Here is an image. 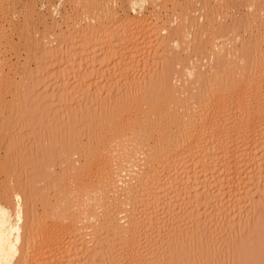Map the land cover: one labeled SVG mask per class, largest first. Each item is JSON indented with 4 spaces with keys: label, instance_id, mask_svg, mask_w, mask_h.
Masks as SVG:
<instances>
[{
    "label": "rangeland",
    "instance_id": "374dc122",
    "mask_svg": "<svg viewBox=\"0 0 264 264\" xmlns=\"http://www.w3.org/2000/svg\"><path fill=\"white\" fill-rule=\"evenodd\" d=\"M131 3L130 0H0V59L6 75L0 78V123L5 118L8 123L0 125V203L20 228L27 253H34L27 245L32 224L67 193V186L81 174L88 156L95 154L106 126L118 120L127 108V101H142L146 109L162 105L161 123L148 133V142L143 146L148 152L151 150L146 149L152 146V151L140 156L141 166L153 176L150 170L162 151L157 145L162 141V132L168 134L166 139H174L178 130L184 128L182 120L189 110L196 112L197 118L198 111L206 108L216 91H226L230 99L229 90L239 78L245 75L246 79L254 80L257 76L264 54V0H147L137 6V12L131 11ZM107 8L120 13L130 11L133 18L139 17L144 26L141 35H129L128 39L134 38L130 43L127 38L121 42L117 37L111 43L104 38L86 43L89 36L85 22L94 18L91 26L97 28ZM75 42L84 43L72 48ZM213 43L224 44L217 47L221 49H217L219 52H213ZM129 62L136 68L133 73L124 69ZM64 80H67L65 88L60 85ZM209 141V146H213L214 140ZM261 144L257 145L262 149H255L258 147L252 144L254 149L248 146L252 153L244 152L251 160L250 170H246V179L237 184L224 178L221 181L224 186H220L221 182L215 180L226 177V172L220 173L223 164L205 165L199 156H191L192 159L185 158L191 162L185 163L184 168H196L201 177L196 178L193 169V174L191 169H183L179 175L186 178L190 174L192 178L187 177L191 178L187 184L183 182L182 192L171 193L169 189L170 193L165 191L166 199L155 195L150 200L138 193L142 198L131 201L129 208L122 205L123 197H116L113 214L109 216L115 220L114 224L123 219L122 214L137 216L135 233L133 228L128 232L138 238L134 249L140 261L136 262L264 263V141ZM242 153L243 150L238 156L240 160ZM160 165H156L157 174L163 178L164 165ZM150 207L155 208L149 211ZM178 216L183 217L182 227L172 235L171 242L167 239L157 246L158 232L165 237ZM99 218L100 221H93L95 228L106 220ZM101 224L96 228L99 233L91 237L94 239L87 254L72 255V264H103L108 253L113 255L108 264H127L131 248L121 246L119 236ZM77 236L79 240L80 235ZM40 254L45 264H61L59 260L50 261L47 252ZM59 255L60 259L65 256Z\"/></svg>",
    "mask_w": 264,
    "mask_h": 264
},
{
    "label": "bare ground",
    "instance_id": "6f19581e",
    "mask_svg": "<svg viewBox=\"0 0 264 264\" xmlns=\"http://www.w3.org/2000/svg\"><path fill=\"white\" fill-rule=\"evenodd\" d=\"M135 1L137 4L134 2V0L132 1L130 0V3L132 2L131 3L132 6L130 9L131 11H135V12H137V6L140 7L143 4L147 3V0H146L145 3L142 1L143 4L139 5L140 2L139 1L137 2V0ZM108 9L109 8H107V10ZM110 11L108 10L105 13L103 12L104 19H102V21H99V25H98L99 28L91 26L92 19L94 18H92L91 20H88L87 17L85 16L86 19L88 20L85 22L86 25L88 26V27L85 26L88 29V32L86 31L87 33L86 35L87 37L89 36L88 40L85 39L86 43H88L89 40L91 42L92 41L94 42L102 38L108 40V43H111L114 41V39L116 40V37L121 42L123 41L126 42V40L124 39H126L129 35L130 37H132L131 35H134V34L136 35L138 34L137 37L141 35L140 33L142 32L141 30H142V27L144 26H143V23H141L143 21L139 17L133 18L135 16H132L130 11L129 12L123 11V13L122 12L120 13V11L118 10H114L111 12ZM99 19L101 20V18ZM114 27L116 28L115 31L117 33L113 30ZM99 29L100 31L97 32V30ZM114 33L117 35H115ZM132 39L134 40V38ZM129 40L131 39H128L127 43H130ZM133 40L131 41L133 42ZM78 44L80 43L75 42L71 44V47L72 48L76 47L78 46ZM220 44L222 46V44L224 43H220ZM220 44L218 43L219 46ZM135 45H136V42H135ZM173 45L175 44L172 43V46ZM158 46L160 47V44ZM219 46H217V44L214 45L213 43V46H212L213 52H215L217 49L221 50L217 48ZM218 50L216 52H219ZM262 57H263L262 58L263 61L260 65V68L258 69V72L256 74L257 76L254 80L246 79L245 75H243L241 78H239L240 80H238V82L236 81L237 83H235V86L233 87V89L229 90V88L231 87L227 89L229 90L228 95L232 94L230 95L231 96L230 99L226 95L227 93L225 94L226 91H224L223 93L216 91L214 93L215 96H213V98L210 99V102L208 100L209 104L207 105L204 104L206 105L205 106L206 108L203 109L204 107L203 108L201 107L202 109L198 111L197 118L195 117L196 112L189 110L188 116H186L182 120V124L184 128L182 127L183 129L180 128L181 130H178V133L176 132L177 135L176 137L174 136V139L172 138L166 139L167 138L166 136L168 134L166 132H162V136H161L162 141H160L157 144L162 148V151L158 152L159 154L157 156L158 161L156 160L157 164L156 163L155 164L158 166L161 164L160 167L164 165L162 166L164 167V171H165L163 178L161 177L162 175L160 176L159 174H157L159 168L156 167V165H153L154 167H151L152 170L150 171H152V173L154 174L153 176L152 174L150 176V172L145 171L144 166L143 167L141 166L142 165L141 163L143 162H141L142 159L140 157V156H143L146 152L150 154V152L152 151V146L149 147L151 149H146V150H151L149 152L145 151L144 150L145 148L143 149V146L145 145V142H148L147 141V139L149 138L148 133H150V131L153 128L157 127V125L161 123V120H159V117L160 116L162 117V113H161L162 105L156 106V108L153 106H148V108H151V109H148V108L146 109L145 108L146 106L143 105L142 101L130 102V103L127 101L126 103L127 108H125V111L122 112V114L120 113L121 115L118 118V120L114 119V121L112 120L111 123L106 126L105 133L103 137L100 139L99 143L97 144L95 154L89 155L88 159L86 158L87 163L85 164L84 167L82 166L81 174L78 177L76 176V178L74 177V180L72 181L70 180L71 182L67 186V193L58 201L57 204H55V206L49 207V209L45 207L46 208L45 210L46 213L44 212L45 216H43L42 218H36L37 220L32 224L31 226L32 236H30L29 243L27 245H29V250H32V251L34 250V253L33 252L32 253L35 256H33V254L31 253L25 252L24 242L21 236L20 228L13 223V220L11 219L9 214L2 209L1 203H0V264H45L40 259V255H41L40 252L42 251L47 252L51 255L50 261L52 262H57L59 260V263L61 264H72L73 262L71 261L72 255H75L77 257L78 255L81 256V255L87 254L86 252L89 251L91 247L89 244L91 243V240L94 239V238L91 239V237L97 234L98 230L96 228H98V225L101 224V222L100 224L98 223L97 227L95 228L96 221L94 220L97 219V221H100L98 220V218L99 217L101 218V214H104L102 215V218L103 217L104 219L106 218L105 221L103 220V222L105 223L102 222L101 227H103L105 224V227H107L109 232L112 231L113 233L114 231V233H116V235L119 236L118 239H120L119 242L121 246L127 247V249H129L128 247L131 248L128 254L129 256L127 255L129 259L127 260V264H138L137 260H139L140 258L138 259V251L134 249V246L137 245L136 243L138 239L137 236L134 234L135 233L134 228H136V225L138 224L136 223V219H135V217L137 216H135L134 214H131V215L127 214L126 215L127 217H126V216H123V214L121 213L122 214L121 217L123 219H120V220L118 219L119 221L116 222V224H114L115 220H113V218L112 217L110 218L109 216H112L113 214L111 211L113 210L112 207L114 206V203H117L115 202L117 201L116 197L118 198L123 197V203L121 201L122 205L126 204V206L128 205L131 206L130 202L136 201L140 197L138 193H142L143 197H146V198L148 197V200H150L149 198L152 197L154 199L153 196L155 195H157L158 197L161 195L165 196L164 198L166 199L167 194H165V191L168 193L169 189L170 190L172 189L171 193L178 192V190L181 191L180 188H182V185L187 184L186 182L192 178L190 174L189 175L187 174V177L191 176V178L189 179L187 177L185 178L184 176H181L182 174L179 175L181 171H183V169L186 168L187 164L185 165V163L190 164L189 163L190 160L185 161V158L187 157H190V159H192L193 157L199 156V158H201V161L203 162L202 164H205V165L207 164V162H215V164L217 163L220 165L223 164V166L221 165V167L224 170H222L220 173L225 174L226 172L228 175L226 174L225 175L226 177L223 176L224 174L221 175L223 177H219L217 180H215L216 182L219 181L220 183L222 180H224V178H225V181L226 179H229L230 181L233 180L232 183L236 182V184H237V181L242 182L241 180H243L245 175H247L246 170L249 168V164H250L249 162L251 161V160L249 161V157H248L249 155L248 156L244 155V152L248 154L251 151V150H248V146L250 147V149H254L253 148L254 146H252V144H255V146L258 147V145L263 143L264 141V126H263V120H264V54L262 55ZM92 59L94 60L96 58L91 57V60ZM69 61L70 60H68V62ZM119 64H121L120 61H119ZM127 65L128 66L124 68L125 71H128V73L135 72L134 71L136 69L134 68L135 66H132L131 63ZM2 66H4V63H3V59L1 58L0 59V78L3 76H5L6 78V75L3 71L4 69ZM63 66H65V64ZM192 74L193 73L191 72V75ZM133 80L131 82L135 83V81ZM66 81L67 80H64L62 81L61 84L60 83L59 84L65 88V86L67 85ZM203 97H205L204 94H203ZM203 97L200 98V102H201L200 106H202V103L204 100ZM3 102L5 101H2V103ZM153 103L152 105H154ZM159 107H160V110H159L160 112L158 111ZM157 116H158L157 118L158 120L156 119ZM2 119L3 117L1 118V120ZM5 119L4 121L3 120L2 121L6 124L7 122H5ZM3 122H1L2 125H3ZM6 125H8V123ZM7 128L9 127L7 126L6 129ZM171 135L173 134L171 133ZM209 140L211 141L214 140L213 141L214 143H212L213 146H209L211 144ZM250 144L252 147L250 146ZM260 148L261 146L255 149H260ZM242 150H243L242 154L245 157L242 156L243 159L240 160L241 157H239L240 158L239 159L238 156L242 152ZM143 157H145V155ZM152 157L155 162L153 155ZM237 158L241 161L240 162L241 164L238 162L239 160L237 161ZM145 159L143 160L144 162H145ZM186 160H188V158ZM188 167L189 169H191L190 166ZM189 169H185V170L188 171ZM192 169L189 170L192 172L191 174H193V171H194L193 175L195 177L196 176L201 177V175L198 172L196 173L197 171L196 168H194L193 171ZM178 175L180 176L179 179H177ZM240 182H238V184ZM135 183H136V186H135ZM220 186H224V184L221 182ZM184 187L185 186H183V188ZM170 190H169V193H170ZM112 194L114 195V197H112ZM245 197L246 196H244V198ZM246 198L248 199V196ZM118 201L120 200L118 199ZM146 202L147 201H145L144 203ZM156 202L158 201L156 200ZM165 202L166 201H163L162 204L166 205L164 204ZM147 205H150V204L147 203ZM155 207L153 208L150 207L149 211H151ZM156 208L158 209V207ZM146 211L147 213H149L148 210ZM116 213H119V212L116 211ZM130 213L132 212L130 211ZM147 213H144V214H147ZM120 215L119 217L118 216L116 217L120 218ZM150 215H151V212H150ZM182 218L183 217L178 216L175 218V221L173 220L175 224L172 225L173 228L171 229L169 228L170 230L168 231V234H166L165 237L161 236L160 231L158 232L160 236H158L159 242L158 241H157L158 243L155 242L157 246L162 245V243L165 242L167 239L170 242L172 241L171 240L172 235L175 236L177 234L178 229L182 227V223H183ZM114 219H115V216H114ZM91 222L92 224L94 223L93 227H91L92 225H89L91 224ZM94 228H95V232H94ZM131 228L134 229L133 230L134 233L128 234V232H131V230H129ZM77 235H80L79 240L76 239L77 237H79ZM167 235L169 237H167ZM68 238H70V240ZM74 238H75V241L73 240ZM112 250L111 248L108 249L109 252H111ZM62 253L65 256H63L60 259L59 254H62ZM114 253L116 252L114 251ZM21 259H22V263L20 262ZM110 259H113V255L111 253L106 254L103 258V264H108L109 261H111Z\"/></svg>",
    "mask_w": 264,
    "mask_h": 264
}]
</instances>
